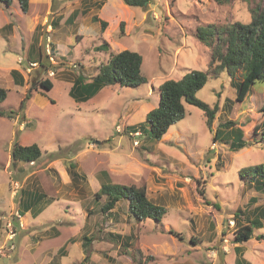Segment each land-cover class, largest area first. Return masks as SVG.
I'll return each instance as SVG.
<instances>
[{"label":"rangeland","instance_id":"rangeland-1","mask_svg":"<svg viewBox=\"0 0 264 264\" xmlns=\"http://www.w3.org/2000/svg\"><path fill=\"white\" fill-rule=\"evenodd\" d=\"M262 7L264 0H148L144 7L123 0H29L25 12L19 0L1 2L0 27L11 26L0 29V86L8 89L0 102L5 112L0 115V248H9L10 223L17 235L15 249H4L0 264H136L148 256L146 264H237L240 255L250 264H264V239L258 237L264 226L249 240L235 242L240 226L255 217L264 223V183L240 175L242 168L264 162V81L240 101L242 71L235 77L210 71L196 96L211 106L218 103L213 128L204 110L184 101L185 116L153 142L146 117L165 80L191 69L209 70L218 32L202 41L200 27L250 22ZM47 37L55 61L49 69L56 75L43 70L26 76L18 57L28 59L27 49L32 57L43 54ZM104 43L109 48L103 49ZM124 49L142 55L148 81L106 86L76 101L70 90L77 76L91 81L100 63ZM45 78L54 83L51 90L33 85ZM229 120L233 124L223 126L214 140L215 130ZM239 128L246 145L234 150L230 145ZM16 142L37 143L42 156L11 165ZM71 161L77 176L70 172ZM103 182L145 185L149 198L167 211L161 221H138L130 201L121 198L112 212H103L107 195L95 196ZM25 199L33 203L32 215L23 214ZM84 236L91 238L87 246Z\"/></svg>","mask_w":264,"mask_h":264},{"label":"trees","instance_id":"trees-1","mask_svg":"<svg viewBox=\"0 0 264 264\" xmlns=\"http://www.w3.org/2000/svg\"><path fill=\"white\" fill-rule=\"evenodd\" d=\"M22 9L27 12L29 10V0H19ZM125 4L135 6H146L148 0H123ZM7 5L12 3V0H0ZM95 20L100 21L98 16H94ZM102 29H105L107 22L101 20ZM121 30L124 31V22H121ZM218 32V33H217ZM222 32V34H220ZM216 35V43L213 46L212 54L209 62V70L191 69L179 79H167L160 85V96L157 106L148 111L146 117L149 123L150 132L149 140L159 142L168 128L175 122L182 119L185 114V104L187 101L202 110L206 114V123L209 128H213V122L219 110V105H209L207 102L199 99L196 93L202 89L209 78L210 71L213 74H219L225 70L229 75L235 77L238 70H241L243 77L238 85L237 99L243 101L250 93L252 86L257 81H264V7L256 8L252 13L250 22L235 21L225 27L218 28L214 24H209L205 27H200L197 36L202 41H209L211 37ZM103 49L109 48L108 43L102 44ZM101 47H99L100 50ZM102 50V49H101ZM29 55L30 59L41 60L42 52L37 53L35 57ZM143 57L139 52L124 49L114 52L111 59L105 63H100L98 71L91 81H84L82 75L77 76L70 94L76 101L82 102L94 96L100 89L106 86L115 84L135 86L147 82V77L142 73ZM15 70L13 74L15 75ZM16 82H19L15 79ZM43 87L51 90L54 83L49 78L36 79ZM8 96V89L0 86V102L4 101ZM22 107L25 105V99L22 100ZM264 112V104L262 106ZM0 115H5V112L0 111ZM24 115V114H23ZM10 117H13L9 113ZM22 122L25 120V115L22 116ZM233 124V121H226L221 124L216 130L214 140H217L223 134L222 127ZM264 125V121H263ZM258 127H256L257 129ZM133 133L138 130L134 129ZM264 138V127L261 131ZM242 129H237L236 136L232 139L230 148L239 150L246 145ZM42 156V149L37 143L29 145L16 142L11 151V165L15 166L18 162H34ZM53 158V157H52ZM76 164L69 162L70 172L77 176L75 170ZM241 177H250L258 182L264 183V162L257 165H250L240 170ZM73 176V177H74ZM25 194V192H24ZM103 195H107L106 201L103 203L101 210L103 212H112L116 204L121 198H126L130 201V208L138 221H143L147 218H154L161 221L166 213V207L163 204L156 203L148 196L147 187L145 185L123 184L114 182H103L100 189L95 193L97 199ZM23 214L31 210L32 204L27 199L22 203ZM34 209H32V212ZM40 211V210H38ZM34 212V216L39 212ZM237 214V213H236ZM261 217L253 218L249 223L240 226L235 231V242L240 243L249 240L255 228L264 226ZM170 233L182 237V233L170 229ZM260 239H264V233L258 235ZM91 241L90 237L84 236L83 244L88 245ZM240 246L235 249L240 251ZM58 252L61 254L66 252L65 246L61 247ZM141 254V253H140ZM142 255V254H141ZM88 258V257H87ZM152 256L140 259L136 264H146ZM237 264H250L240 255L237 258Z\"/></svg>","mask_w":264,"mask_h":264},{"label":"built area","instance_id":"built-area-1","mask_svg":"<svg viewBox=\"0 0 264 264\" xmlns=\"http://www.w3.org/2000/svg\"><path fill=\"white\" fill-rule=\"evenodd\" d=\"M44 57L46 58H42L41 60L37 59V60H33V59H30L28 57V59H25L23 56H19L18 57V62L20 64H23L25 63V65L23 66V70H24V74L27 76V75H33V74H37V72L39 71H43V70H46L48 75L49 76H55L56 75V71L53 70V69H49V66H50V63L54 64L55 61L53 59V41L50 37H47L45 39V42H44ZM50 61V63H49ZM137 134H140V131H137L136 132ZM15 193H16V190L18 191V188H19V183H16L15 185ZM19 213V212H18ZM18 216H20V213L18 214ZM8 231V240H11L10 241V245H9V248L6 249V247H1L0 248V254L3 253V250L6 249L8 251H12L15 249V244H14V238L15 236L17 235V233L15 232V228L12 226V224L10 223L7 227Z\"/></svg>","mask_w":264,"mask_h":264},{"label":"crops","instance_id":"crops-1","mask_svg":"<svg viewBox=\"0 0 264 264\" xmlns=\"http://www.w3.org/2000/svg\"><path fill=\"white\" fill-rule=\"evenodd\" d=\"M36 1V0H35ZM31 22H32V20H30ZM11 25H10V23L9 24H7V25H4L2 28L0 27V29L1 30H3V29H5V27H10ZM15 28H16V25H15ZM6 30V29H5ZM7 31H9V30H7ZM1 34L2 35H4V37L7 39V40H10L11 38H9L8 37V35H7V33H2L1 32ZM22 46V45H21ZM22 49L23 50H25L26 49V47H25V49H24V47L22 46ZM27 51H28V57H29V54L31 53V51H29L28 49H27ZM13 68H11V70H12ZM10 74H11V71H10ZM11 76H12V74H11ZM12 80L13 81H15L14 80V78H13V76H12ZM24 115H25V117H26V114L24 113ZM23 114H22V116H24ZM14 119V122H19V119L18 118H13ZM24 122H26L25 120H23V123L22 124H20L21 126H20V129H23L24 128ZM32 210V209H31ZM31 210H29L28 212H26L25 213V215H28V214H30V215H32V212H31Z\"/></svg>","mask_w":264,"mask_h":264},{"label":"water","instance_id":"water-1","mask_svg":"<svg viewBox=\"0 0 264 264\" xmlns=\"http://www.w3.org/2000/svg\"><path fill=\"white\" fill-rule=\"evenodd\" d=\"M147 2H148V1H146V3H145L146 5H147ZM34 84H35V81L33 82V85H34Z\"/></svg>","mask_w":264,"mask_h":264}]
</instances>
